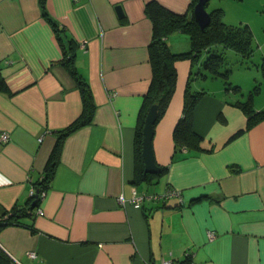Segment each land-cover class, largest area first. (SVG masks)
Here are the masks:
<instances>
[{
	"label": "crops",
	"instance_id": "0c3cea01",
	"mask_svg": "<svg viewBox=\"0 0 264 264\" xmlns=\"http://www.w3.org/2000/svg\"><path fill=\"white\" fill-rule=\"evenodd\" d=\"M147 1L44 0L74 41L95 108L91 122L64 139L38 202L42 213L0 229V247L15 264H264V119L246 128L247 115L235 104L259 81L253 108L264 109L258 69L233 90L220 77L196 75L189 58L176 60L175 89L152 137L155 162L165 170L135 182L137 119L151 76ZM156 1L178 13L190 3ZM166 42L173 52L189 49L183 33ZM61 58L40 0H0V66L9 89L0 91V135H9L0 139V215L26 205L55 132L82 110ZM190 78L191 89L202 91L193 110L200 148L175 150L173 128ZM168 188L180 190L182 203L171 197L133 206V190L150 196Z\"/></svg>",
	"mask_w": 264,
	"mask_h": 264
},
{
	"label": "trees",
	"instance_id": "16d2710c",
	"mask_svg": "<svg viewBox=\"0 0 264 264\" xmlns=\"http://www.w3.org/2000/svg\"><path fill=\"white\" fill-rule=\"evenodd\" d=\"M196 2L197 0H190L188 11L183 13L175 12L156 0L147 1L144 7V12L151 21L152 26L151 39L148 44L151 76L148 88L142 96V103L137 119L134 146L136 183L144 181L150 182L152 177L160 176L165 170V167L160 166L159 173L150 174L144 172L141 157L142 126L146 112L152 104L157 105V118L155 123L165 112L176 84L177 72L174 67V62L178 59L189 58L193 64H198V71H196L198 73L194 72V74L196 73V75L198 74L200 76L209 75L214 78L220 77L227 89L239 90L240 86L237 83L232 84L228 80L232 68L224 54L225 49H233L243 59L250 58L253 54L252 34L247 25L233 26L225 24L222 20L221 9L215 8L209 11V24L202 28L193 16V7ZM40 4L42 16L53 28L56 39L61 47L62 58L59 60V63L75 80L79 89L82 98V110L70 124L55 132V142L44 165L43 176L40 181L34 183V194L30 196L25 206L18 207L14 205L0 215V229L6 225H23L22 219L25 217L35 218L41 192L48 188L53 177L64 139L73 131L89 124L95 108L89 85L81 77L75 65V46L73 39L47 12L44 0H40ZM174 32L183 33L189 37V49L187 51L173 52L169 48L166 38ZM239 63L245 68L251 67L247 60H240ZM256 68L260 71L261 77L264 78V56L256 64ZM201 69L203 72H201ZM192 79L190 78L187 82L181 115L173 128L172 137L175 150L185 148L187 151H196L200 148L201 136L193 129V110L202 91L191 89L190 81ZM259 85V81L256 82L248 91L246 98L244 100H238L235 103L247 115L246 128L264 119V109L257 111L253 108V98L259 91ZM0 91H9L1 72V66ZM36 191H38L37 198L35 196ZM35 199L36 203L32 205L31 203ZM185 258L188 259V257ZM179 261L181 264L184 263V260ZM0 264H15L13 259L1 247Z\"/></svg>",
	"mask_w": 264,
	"mask_h": 264
},
{
	"label": "rangeland",
	"instance_id": "374dc122",
	"mask_svg": "<svg viewBox=\"0 0 264 264\" xmlns=\"http://www.w3.org/2000/svg\"><path fill=\"white\" fill-rule=\"evenodd\" d=\"M205 8L208 12L215 8L221 9L222 20L227 25H247L250 29L254 49L250 58L243 59L229 48L225 49L224 53L232 68L229 82L235 84L241 81V85L245 84L247 78L244 73L258 71L256 64L264 56V0H209ZM240 60H247L251 67L247 69L240 65ZM221 80L218 79V81Z\"/></svg>",
	"mask_w": 264,
	"mask_h": 264
},
{
	"label": "water",
	"instance_id": "95a60500",
	"mask_svg": "<svg viewBox=\"0 0 264 264\" xmlns=\"http://www.w3.org/2000/svg\"><path fill=\"white\" fill-rule=\"evenodd\" d=\"M209 0H197L193 7V16L200 25L205 27L210 22V14L205 8L206 2ZM115 9L121 13V7L117 5ZM157 118V105L152 104L146 112L143 126H142V139H141V157L144 165V172L154 174L159 173L160 166L155 162L152 150V137L154 131V123ZM36 191L35 196L37 198ZM36 203V199L32 201V205Z\"/></svg>",
	"mask_w": 264,
	"mask_h": 264
},
{
	"label": "built area",
	"instance_id": "2783aa9c",
	"mask_svg": "<svg viewBox=\"0 0 264 264\" xmlns=\"http://www.w3.org/2000/svg\"><path fill=\"white\" fill-rule=\"evenodd\" d=\"M85 41H83L81 44L82 46L84 45ZM8 133L6 132H2L1 135H0V139L1 141H7L8 140ZM39 140H41V138H39ZM34 194V189H32L31 191V196ZM44 194V191L41 192V195L42 196ZM133 196H132V199L131 201L133 202V206L136 207V208H140L141 207V204L143 202V200L145 199H162V200H165V199H169L171 197H175L179 200L180 203H182V196H181V192L180 190H177V189H174V188H168L166 189L163 193H160V194H153V195H146L145 193H138L136 190H133ZM118 201L120 203H125V199L122 197V195H120L118 197ZM42 211L41 209H37V214H41ZM209 236L211 237L212 236V233L209 234ZM159 264H181L179 260L177 259H162L160 261Z\"/></svg>",
	"mask_w": 264,
	"mask_h": 264
}]
</instances>
